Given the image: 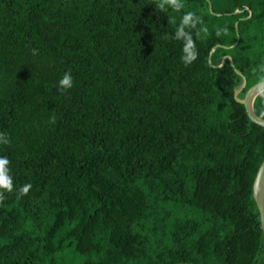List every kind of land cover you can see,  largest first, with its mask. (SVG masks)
<instances>
[{"label": "trees", "instance_id": "trees-1", "mask_svg": "<svg viewBox=\"0 0 264 264\" xmlns=\"http://www.w3.org/2000/svg\"><path fill=\"white\" fill-rule=\"evenodd\" d=\"M182 2L0 0V264H264V126L234 96L264 79V0ZM189 11L208 32L185 66Z\"/></svg>", "mask_w": 264, "mask_h": 264}, {"label": "clouds", "instance_id": "clouds-1", "mask_svg": "<svg viewBox=\"0 0 264 264\" xmlns=\"http://www.w3.org/2000/svg\"><path fill=\"white\" fill-rule=\"evenodd\" d=\"M156 7L160 11H167L168 8L179 12L185 5L182 0H156ZM193 32L197 36L200 33H207L208 28L204 25V21L201 17L197 16L194 12H186L179 26L176 28L174 39L183 41V55L181 60L185 66L191 65L198 58V50L196 47V42L193 38ZM217 36L221 35V31L217 30ZM38 53L37 49H32V54L36 55ZM59 90L63 93L73 87V77L70 72H65L63 77L59 80ZM50 123L55 124V115L50 117ZM11 141L4 133H0V144L8 145ZM10 161L7 157H0V204L7 199L5 193H12L14 191V183L10 170ZM32 185L30 183L24 184L19 190L17 198L20 196L28 195L31 190Z\"/></svg>", "mask_w": 264, "mask_h": 264}, {"label": "water", "instance_id": "water-1", "mask_svg": "<svg viewBox=\"0 0 264 264\" xmlns=\"http://www.w3.org/2000/svg\"><path fill=\"white\" fill-rule=\"evenodd\" d=\"M209 8L212 11L211 2H209ZM237 22H235L236 24ZM239 35L237 33V38L233 44L237 42ZM226 55L222 57L221 64L224 62ZM230 63L232 64V58L229 56ZM246 78L242 77V83L234 90V96L238 101L243 103L245 111L248 117L254 122L264 126V117L259 116L253 108V99L260 91L264 90V79L254 82L250 85L245 91L242 97H238V92L245 86ZM252 196L257 204L259 216H260V224L264 233V158L260 162L256 174L254 176L253 184H252Z\"/></svg>", "mask_w": 264, "mask_h": 264}]
</instances>
